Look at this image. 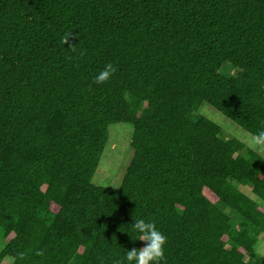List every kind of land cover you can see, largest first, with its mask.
<instances>
[{"label": "trees", "instance_id": "trees-1", "mask_svg": "<svg viewBox=\"0 0 264 264\" xmlns=\"http://www.w3.org/2000/svg\"><path fill=\"white\" fill-rule=\"evenodd\" d=\"M202 102L264 128V0H0V264H115L146 243L133 217L167 237L161 264H264L241 188L264 202V158ZM120 104L147 120L102 186Z\"/></svg>", "mask_w": 264, "mask_h": 264}, {"label": "rangeland", "instance_id": "rangeland-1", "mask_svg": "<svg viewBox=\"0 0 264 264\" xmlns=\"http://www.w3.org/2000/svg\"><path fill=\"white\" fill-rule=\"evenodd\" d=\"M130 110L128 111L125 108V104H120L117 109L114 123L109 127L107 144L92 178L95 184L118 187L121 183L125 169L133 155V144L136 143L147 120V116L139 114L136 109ZM199 112L221 126L225 137L239 139L264 158V146L254 145L251 142L250 133L243 130L210 104L202 102ZM135 123L137 125H134ZM241 188L247 195L259 202L264 209V202L252 194L249 186ZM5 243L6 240L0 237V251L5 246ZM256 249L264 258V233L258 235ZM10 261L7 258L2 264H10Z\"/></svg>", "mask_w": 264, "mask_h": 264}, {"label": "clouds", "instance_id": "clouds-1", "mask_svg": "<svg viewBox=\"0 0 264 264\" xmlns=\"http://www.w3.org/2000/svg\"><path fill=\"white\" fill-rule=\"evenodd\" d=\"M67 40L65 38L64 42ZM116 71L113 64L107 63L103 70L95 76L96 83L108 80ZM251 142L256 146H264V128H260L251 135ZM132 229L136 232V238L146 243L139 248L133 247L118 259L115 264H161L165 259L164 246L167 237L157 228L152 221L144 218L133 217Z\"/></svg>", "mask_w": 264, "mask_h": 264}]
</instances>
